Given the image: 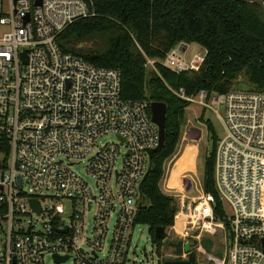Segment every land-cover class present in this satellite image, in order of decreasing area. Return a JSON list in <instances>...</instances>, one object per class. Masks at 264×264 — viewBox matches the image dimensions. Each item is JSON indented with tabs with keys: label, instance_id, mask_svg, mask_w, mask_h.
I'll return each instance as SVG.
<instances>
[{
	"label": "built area",
	"instance_id": "built-area-1",
	"mask_svg": "<svg viewBox=\"0 0 264 264\" xmlns=\"http://www.w3.org/2000/svg\"><path fill=\"white\" fill-rule=\"evenodd\" d=\"M95 15L92 0H0V219L7 224L0 264H48L47 258L52 264H125L148 150L157 147L159 134L150 102L122 97L117 69L58 46L67 26ZM180 45L159 62L176 73L197 69L203 55L188 62L182 57L187 46L181 51ZM155 62L147 58L145 66L155 69ZM175 93L223 124L214 184L225 215H214L211 193L179 191L174 223L162 241L172 234L174 241L190 242L197 258L204 254L203 234L216 232L223 257L205 253L207 260L264 264V92ZM75 165L83 166V175ZM188 181L192 189L191 176ZM160 183L167 186L166 174ZM31 199L39 201V212ZM166 246L161 264L188 259L189 252L176 255ZM53 255L66 259L56 262Z\"/></svg>",
	"mask_w": 264,
	"mask_h": 264
},
{
	"label": "trees",
	"instance_id": "trees-1",
	"mask_svg": "<svg viewBox=\"0 0 264 264\" xmlns=\"http://www.w3.org/2000/svg\"><path fill=\"white\" fill-rule=\"evenodd\" d=\"M92 1L96 15L71 23L56 40L64 52L96 66L117 69L124 99L166 104L163 148L152 156L151 170L141 185L145 206L135 216L136 224L147 225L161 256V247L167 241L157 239L154 231L174 223L177 202L162 191L160 182L165 163L177 151L185 110L191 104L175 92L183 88L189 96L201 90L207 95L222 94L238 89L243 83L240 76L249 89L264 92V9L238 0ZM82 40H90L92 46H76ZM192 43L203 51L197 69L176 73L159 62L175 45ZM147 58L156 60L155 69H147ZM199 119L203 120L202 115ZM204 123L210 149L204 161L203 191L213 195L214 215L223 219L225 208L214 184L218 137L211 122L205 119Z\"/></svg>",
	"mask_w": 264,
	"mask_h": 264
},
{
	"label": "rangeland",
	"instance_id": "rangeland-1",
	"mask_svg": "<svg viewBox=\"0 0 264 264\" xmlns=\"http://www.w3.org/2000/svg\"><path fill=\"white\" fill-rule=\"evenodd\" d=\"M76 46L89 48L92 46V43L90 40H82L77 42ZM186 46L187 48L182 53V57L188 62L195 61L203 55V51L198 45L192 43L187 44ZM147 69H152V67L148 66ZM239 81L243 82L239 88H248V85L244 82L242 76L239 77ZM185 111V123L177 151L171 161L165 163V174L167 175V179L169 176V170L171 173V169L175 170L178 168L179 172L181 171L182 173H179L180 181L178 183H173L171 173L167 186L164 187L162 183H160L161 189L164 192H169L168 195L173 196L175 199H178L179 191L189 197H193L197 194L196 187L203 190L202 176L204 161L210 149V141L204 120L208 119L211 122L213 132L218 137V140L225 134L223 124L212 111H205L202 106L196 103H191L187 106ZM218 112L223 115L224 111L222 106L219 107ZM201 115L203 120L199 119ZM179 162H181V164H178ZM73 169L83 175L82 165H75L73 166ZM189 176L193 179L192 189L191 183L188 181ZM227 211L229 212V208ZM6 226L7 224L5 221L0 219V251L2 249V240L4 238ZM140 231H142L141 234ZM139 234L140 239L138 243H136ZM208 235L206 233L203 234V253L211 254L221 259L223 257V252L221 251L223 246L222 236L216 232ZM174 238L175 237L172 234L169 235V240H173ZM161 249L166 252L170 251L166 245H163ZM204 254H202V257L199 256L196 258V264H213L212 261L206 259ZM123 257L125 264H159L160 256L157 254V247L151 241L147 225L137 224L134 226L131 240L128 243L127 248H125ZM46 263L52 264L49 258H47Z\"/></svg>",
	"mask_w": 264,
	"mask_h": 264
},
{
	"label": "water",
	"instance_id": "water-1",
	"mask_svg": "<svg viewBox=\"0 0 264 264\" xmlns=\"http://www.w3.org/2000/svg\"><path fill=\"white\" fill-rule=\"evenodd\" d=\"M238 1L246 2V3H255L264 9V1H262V0H238ZM36 3H39V0H36ZM179 49L181 51H184V45L183 44L180 45ZM245 72H247V69H245ZM150 116H151V120L153 121V123H155L158 127L159 141H158L157 147H155L154 149L148 150L149 165H148V169H147V172H146L143 180L146 178L147 174L151 170L153 154L155 152L160 151L163 148L164 134H165L166 104L164 102H161V101L150 102ZM142 200H143V195H142V192L140 191V195H139V199H138V207L139 208L145 206L142 203ZM30 205L34 210H36V212H39V201L38 200L31 199ZM164 230L165 229L163 227H156L155 231H154L155 237L157 239L163 240L165 238ZM141 233H142V231H140V234ZM140 234L136 240V243H138V241L140 239ZM191 244L192 243H190V242H186V243L182 244L181 240H177V241L169 240L167 242V245L173 249L174 253L176 255H179L182 253L183 250L185 252H189L188 253V259L187 260H181V259L165 260L162 262V264H196L195 254L193 252L189 251ZM262 247L264 249V239L262 240ZM53 258L56 262H62L66 259V257H59L57 255H53Z\"/></svg>",
	"mask_w": 264,
	"mask_h": 264
},
{
	"label": "crops",
	"instance_id": "crops-1",
	"mask_svg": "<svg viewBox=\"0 0 264 264\" xmlns=\"http://www.w3.org/2000/svg\"><path fill=\"white\" fill-rule=\"evenodd\" d=\"M178 164H181V162H179ZM171 171H172L171 172L172 173V178H171L172 179V182L173 183H175V182L178 183L180 181L179 173L182 174L181 171L179 172L178 168L175 169V170L174 169L173 170L171 169ZM171 173H170V170H169V176L171 175ZM169 176H168V181H169Z\"/></svg>",
	"mask_w": 264,
	"mask_h": 264
}]
</instances>
